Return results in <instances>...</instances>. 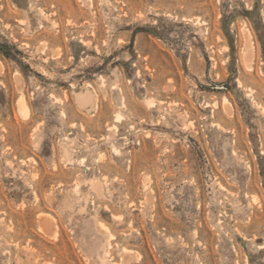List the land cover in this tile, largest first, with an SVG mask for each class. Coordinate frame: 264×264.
I'll list each match as a JSON object with an SVG mask.
<instances>
[{
    "label": "rangeland",
    "instance_id": "rangeland-1",
    "mask_svg": "<svg viewBox=\"0 0 264 264\" xmlns=\"http://www.w3.org/2000/svg\"><path fill=\"white\" fill-rule=\"evenodd\" d=\"M0 264H264V0H0Z\"/></svg>",
    "mask_w": 264,
    "mask_h": 264
},
{
    "label": "bare ground",
    "instance_id": "bare-ground-1",
    "mask_svg": "<svg viewBox=\"0 0 264 264\" xmlns=\"http://www.w3.org/2000/svg\"><path fill=\"white\" fill-rule=\"evenodd\" d=\"M247 44V43H245ZM247 56V55H246ZM248 57V56H247ZM247 59V58H245ZM77 100L79 101V103L81 105H91L93 103L94 100V95L91 91H86L85 93H80L77 95ZM24 100L22 98H20L19 102V108L21 110V112H25V103L23 102ZM95 103V102H94ZM95 106V104H94ZM92 108V107H91ZM228 110V109H227ZM229 113V112H228ZM121 116V115H120ZM119 118V115L116 116V119ZM121 118V117H120ZM95 188H99L98 190H100V187L98 186V184H94L93 185ZM123 250V249H122Z\"/></svg>",
    "mask_w": 264,
    "mask_h": 264
}]
</instances>
